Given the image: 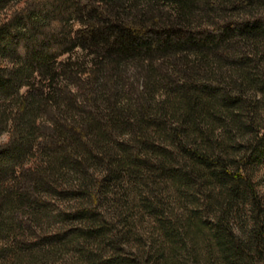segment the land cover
Returning <instances> with one entry per match:
<instances>
[{
	"label": "trees",
	"instance_id": "1",
	"mask_svg": "<svg viewBox=\"0 0 264 264\" xmlns=\"http://www.w3.org/2000/svg\"><path fill=\"white\" fill-rule=\"evenodd\" d=\"M3 134L0 264H264V0H0ZM125 180L180 192L157 256Z\"/></svg>",
	"mask_w": 264,
	"mask_h": 264
},
{
	"label": "rangeland",
	"instance_id": "2",
	"mask_svg": "<svg viewBox=\"0 0 264 264\" xmlns=\"http://www.w3.org/2000/svg\"><path fill=\"white\" fill-rule=\"evenodd\" d=\"M7 140V134L0 137V143ZM255 181L261 196L264 198V161L257 169ZM153 183L146 186L145 182L131 184L125 180L121 185L114 187V192L106 201V214L121 212L125 215H133L131 220L133 223L129 227L130 233L125 247L131 253L139 256H157L167 247L165 239L159 234L149 217L142 219L139 216V203L143 195H149L151 192L159 199L158 201L165 204L167 210L177 214L183 212L185 208L183 202L177 199L180 192L174 190L169 184H165V181L157 182L156 180ZM70 264H76V261L71 260Z\"/></svg>",
	"mask_w": 264,
	"mask_h": 264
}]
</instances>
